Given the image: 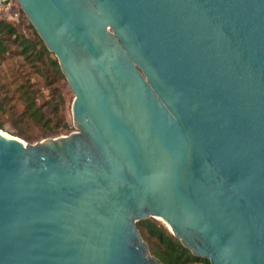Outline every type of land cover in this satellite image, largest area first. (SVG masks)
Returning a JSON list of instances; mask_svg holds the SVG:
<instances>
[{
    "label": "water",
    "instance_id": "obj_1",
    "mask_svg": "<svg viewBox=\"0 0 264 264\" xmlns=\"http://www.w3.org/2000/svg\"><path fill=\"white\" fill-rule=\"evenodd\" d=\"M5 0H0L3 2ZM76 131H0V264H264V0H16Z\"/></svg>",
    "mask_w": 264,
    "mask_h": 264
},
{
    "label": "trees",
    "instance_id": "obj_2",
    "mask_svg": "<svg viewBox=\"0 0 264 264\" xmlns=\"http://www.w3.org/2000/svg\"><path fill=\"white\" fill-rule=\"evenodd\" d=\"M30 28L32 38L19 35L13 24L0 17V57L13 48V52L22 58L27 67L33 71L43 72L50 97L38 103L37 92L31 90V86L21 84L17 96L22 104L19 117L38 126L43 134L56 136L70 129L65 117V102L60 86L61 82H66V78L55 56L47 50L32 25ZM136 227L141 237L144 231L149 238L154 239L153 256L161 264H211L206 258L192 255L154 218L139 221Z\"/></svg>",
    "mask_w": 264,
    "mask_h": 264
},
{
    "label": "rangeland",
    "instance_id": "obj_3",
    "mask_svg": "<svg viewBox=\"0 0 264 264\" xmlns=\"http://www.w3.org/2000/svg\"><path fill=\"white\" fill-rule=\"evenodd\" d=\"M3 7L0 13L1 18L7 19L13 24L19 35L32 38L31 23L17 1L8 0ZM13 51L12 48L3 57H0V131L29 144H34L47 138L66 136L76 131L71 117V103L74 95L66 82H61L60 86L65 102V117L70 126L68 131L61 132L56 136L46 135L43 134L38 126H34L19 117L22 104L17 96L21 84L31 86V90L37 92L38 103H42L50 97V90L46 87L47 80L44 79L43 72L33 71L27 67L22 58ZM155 220L165 226L170 232L160 218H155ZM141 238L147 246L148 254L154 257V239L149 238L144 231Z\"/></svg>",
    "mask_w": 264,
    "mask_h": 264
},
{
    "label": "built area",
    "instance_id": "obj_4",
    "mask_svg": "<svg viewBox=\"0 0 264 264\" xmlns=\"http://www.w3.org/2000/svg\"><path fill=\"white\" fill-rule=\"evenodd\" d=\"M7 1L8 0H5V1H3V2H0V13H1V11L3 10V6L7 3ZM8 6V5H7ZM6 7V6H5ZM0 17H1V14H0Z\"/></svg>",
    "mask_w": 264,
    "mask_h": 264
},
{
    "label": "bare ground",
    "instance_id": "obj_5",
    "mask_svg": "<svg viewBox=\"0 0 264 264\" xmlns=\"http://www.w3.org/2000/svg\"><path fill=\"white\" fill-rule=\"evenodd\" d=\"M1 133H3V132H1ZM4 134V133H3ZM4 135H6V134H4ZM6 136H8V135H6Z\"/></svg>",
    "mask_w": 264,
    "mask_h": 264
}]
</instances>
